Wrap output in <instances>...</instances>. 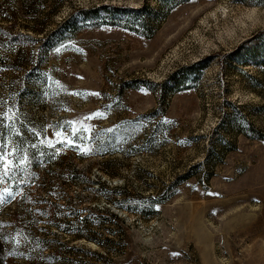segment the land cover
<instances>
[{
	"label": "rangeland",
	"instance_id": "obj_1",
	"mask_svg": "<svg viewBox=\"0 0 264 264\" xmlns=\"http://www.w3.org/2000/svg\"><path fill=\"white\" fill-rule=\"evenodd\" d=\"M0 29L1 225L74 262L264 264V0H0Z\"/></svg>",
	"mask_w": 264,
	"mask_h": 264
},
{
	"label": "trees",
	"instance_id": "obj_2",
	"mask_svg": "<svg viewBox=\"0 0 264 264\" xmlns=\"http://www.w3.org/2000/svg\"><path fill=\"white\" fill-rule=\"evenodd\" d=\"M138 14L140 15L139 19L141 21L142 16H143V10L139 11ZM4 35L5 34L2 32V29H0L1 39L4 37ZM27 40H31L30 37L24 36V35H17V36L11 35L10 41L13 44H16L15 42L17 41L25 42ZM152 114L153 116H155L156 119H162L158 123V129L165 127L167 125L166 122L163 121L164 113L157 111ZM246 125L250 127V125L248 124ZM220 128L221 126H218V128L216 129V132H215L216 135L219 134ZM235 130H238V128L236 127ZM246 138L251 139V140H260V139H257V137L255 138L246 137ZM219 142L223 144L220 147V151H217L216 147L212 145L209 150V156L206 158L204 163L191 169V171L187 173L185 177L182 178V180H188L192 178L194 176L192 175V172H195L201 167L209 166L212 158L215 160H218V159L220 160L219 163H217L216 165H219V164L223 165L224 161L223 159H220L222 158L221 153L230 152V151L235 152L237 150V149L234 150L230 144L225 143L222 140H220ZM214 174H215V171L213 169L207 175V181H210V179H212ZM59 210H60V207L58 205L51 203L48 207V210H45L44 212L47 216V221L51 225L56 226L58 230L62 232L64 235L68 236L67 239L69 238L70 240L66 243H68L69 246L70 244H72V242L83 241V240L93 243L102 248L107 246L105 243L97 239L98 231H100L105 221L103 217L96 216L94 218H91L89 216H85L84 218H81L82 213L75 211L76 217L72 219L73 222L69 224L68 228L63 229L58 224V222H60ZM111 218L117 220L116 217L114 216H111ZM9 229L10 230L13 229V231H11L10 233H7V230ZM18 232H23V229L19 224V220L17 216H14L12 221H6L2 225L0 224V264H10L11 260H14V259L15 260L19 259L21 261H24L26 264H35L34 261L36 259L38 260V258H42L46 264H88L86 262H74L71 259H66L65 256L61 253V251H54L53 249L52 251H48V254L46 255V257H44L45 255L44 253L46 252V250H51V249H49L48 247L42 246L41 243H39L33 237H28L30 240L26 239V241L24 242L20 241L17 238ZM19 236H24V235H19ZM9 241L10 243H12L10 244L12 245V247L6 248L5 245L8 246ZM56 242L58 241H51V244L53 245ZM106 242L111 243V241L109 240H107ZM68 244L60 245L61 249L59 250H67L66 248H69L67 247ZM73 251H76L77 253V251L80 252V251H86V250L85 248H81V249L71 248L68 250V252H73ZM39 264H41L40 261H39ZM94 264H112V263L108 262L107 258L102 257V259H98Z\"/></svg>",
	"mask_w": 264,
	"mask_h": 264
},
{
	"label": "snow or ice",
	"instance_id": "obj_3",
	"mask_svg": "<svg viewBox=\"0 0 264 264\" xmlns=\"http://www.w3.org/2000/svg\"><path fill=\"white\" fill-rule=\"evenodd\" d=\"M77 95H78V93H77ZM89 118H91V117H89ZM57 135H63V133H58ZM61 142H64V141H61ZM0 148H3V146L0 145ZM0 163H2V165L5 169H7L9 167V164L6 162L5 156L2 152H0Z\"/></svg>",
	"mask_w": 264,
	"mask_h": 264
}]
</instances>
